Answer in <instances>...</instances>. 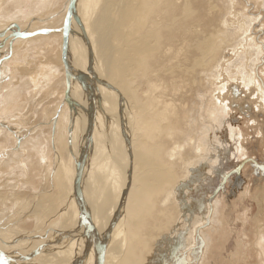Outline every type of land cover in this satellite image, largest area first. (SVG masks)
Segmentation results:
<instances>
[{"label":"bare ground","instance_id":"6f19581e","mask_svg":"<svg viewBox=\"0 0 264 264\" xmlns=\"http://www.w3.org/2000/svg\"><path fill=\"white\" fill-rule=\"evenodd\" d=\"M239 3L0 0L14 27L0 157L15 143L0 158V264H179L211 245L223 206L209 194L264 112L249 36L264 10ZM254 246L264 256V234Z\"/></svg>","mask_w":264,"mask_h":264},{"label":"rangeland","instance_id":"374dc122","mask_svg":"<svg viewBox=\"0 0 264 264\" xmlns=\"http://www.w3.org/2000/svg\"><path fill=\"white\" fill-rule=\"evenodd\" d=\"M234 1L240 2L237 5V8L239 7L238 8L239 13L241 8H246L245 13L247 14L248 17L254 16L257 19H259L263 16L262 15L263 12L261 10H264V8L258 5V3H260L259 1L262 0H234ZM254 7H256L257 10H255ZM41 13L42 12H39V14ZM36 17L41 18L40 15ZM28 20L29 21L24 20L17 22V25L20 26V28L23 30L22 32H26L25 34H29V33L23 27H26V24H28V22L34 21L35 19L29 17ZM259 21H260L259 24L256 23V28H254L256 31L254 36L253 34H249V36L251 38L255 37L256 39H258V41L256 42V39L253 38L254 42L256 43V46H258L259 44L260 45L262 44L261 46H263L264 17L261 18ZM10 26L11 24L8 25L7 27L4 26L0 27V67L4 66L3 69L0 68L1 69L0 75L3 72L9 71L11 68L9 66L10 64L3 65L4 62L8 61L11 58V54L14 48L13 45L14 39L12 35L13 33L12 29L14 27H10ZM246 38L248 37H245L244 40ZM2 46H5V48ZM242 46H243L242 49L238 51L240 55H237L236 58L243 56L241 51H246L245 46L247 45L245 46L242 45ZM261 46L260 48L263 53L264 47ZM223 57H224L223 59L226 58L225 56ZM261 58L262 61H260L256 69V75L257 78L262 83V86L264 87V81H263L264 73L262 71V69L264 68V63L262 64L264 60V56L262 55ZM230 62H232L231 64H234L233 61H229V63ZM224 64L226 65V63ZM225 65H223L222 68H225L226 67ZM0 80H1V76H0ZM7 80L8 79H6V81ZM3 82L5 81H1L0 83L1 86L2 84H4ZM25 106L26 105L24 104L23 107L24 110L26 109ZM260 114L261 115H259L255 121L256 123L253 122L251 118L249 119L250 122H248L243 126L246 131L244 134L246 137L245 143L247 144V154L241 157L237 163L235 164L233 163V166L229 168L227 172H224V174L222 172L225 178L216 180V184L212 187L213 189L211 190V194H209L210 196L208 197V199L212 196L211 199H209V202L212 204L211 210L215 209L214 207L215 201H217L218 203L221 201L223 206L222 215L220 217L221 219L219 220L221 221V223L216 222L220 228H218L215 232L212 233L214 234L213 242L211 243V245L207 244L209 245L207 246L205 244V241H201L200 239H199L200 241L197 240L196 242L197 244L196 246H194V248L196 247L195 250L197 252L195 260L194 261L188 260L187 257H185L184 259L185 263H179V264H206V263L207 264H264V256H261L259 252L260 249L256 247V249L258 250H255V246H254L257 233L264 234V226H262L264 224L263 222L264 221L263 219L264 218V209H263L264 207V143H263L264 129L262 128V126H264V121H263L264 112ZM34 119L36 118L34 117ZM256 126H258L262 132H260ZM12 140L11 143L15 142V138H13ZM14 144L15 143H13L12 148ZM10 146H8V148L7 147L3 148L5 149V150L2 149L3 151L1 150L3 152L2 154L6 156L3 157V155H1L0 158L2 157L7 158V154L9 155L12 151V148ZM6 148L10 153L6 151ZM38 185H39V189L37 190H40L42 184L39 183ZM12 200L14 201V198H12ZM258 202L260 207L257 206ZM6 213H5L6 215H3L4 217L2 216V214H0L1 215L0 217L1 218L3 217L0 220V223H2L4 218L8 219L7 217L10 216L8 215V212ZM17 223H19V221ZM17 223L16 225L20 227L21 223H19V225ZM23 224L25 225V227H23L24 226ZM209 225L210 224L208 222L205 226L202 225L200 229H204L206 227L209 228L210 227ZM22 227L31 230L34 227V225H32L31 223H28V225L27 223H22ZM251 249H253L252 252ZM205 250H207L206 251L207 256L204 258L203 255Z\"/></svg>","mask_w":264,"mask_h":264},{"label":"water","instance_id":"95a60500","mask_svg":"<svg viewBox=\"0 0 264 264\" xmlns=\"http://www.w3.org/2000/svg\"><path fill=\"white\" fill-rule=\"evenodd\" d=\"M260 167H262V166H260ZM84 210H85V208H84Z\"/></svg>","mask_w":264,"mask_h":264}]
</instances>
